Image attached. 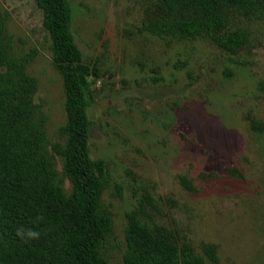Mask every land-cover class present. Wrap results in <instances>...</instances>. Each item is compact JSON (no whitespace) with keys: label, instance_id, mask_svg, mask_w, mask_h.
<instances>
[{"label":"rangeland","instance_id":"1","mask_svg":"<svg viewBox=\"0 0 264 264\" xmlns=\"http://www.w3.org/2000/svg\"><path fill=\"white\" fill-rule=\"evenodd\" d=\"M68 1L75 43L97 73L87 78L88 150L108 177L99 209L107 225L101 257L127 264V234L141 225L174 246L178 264L186 246L206 264H264V15L253 14L258 2L249 11L224 10L221 32L242 35L230 52L204 30L191 37L154 32L150 21L161 0ZM42 18L34 0H0L3 113L15 152L39 169L42 191L65 210L71 185L63 172L64 91ZM26 179L14 184V202L26 195ZM19 227L27 228L22 211L1 204L0 251L9 258L0 264H32L35 244L22 245ZM52 234L37 258L60 250Z\"/></svg>","mask_w":264,"mask_h":264},{"label":"trees","instance_id":"2","mask_svg":"<svg viewBox=\"0 0 264 264\" xmlns=\"http://www.w3.org/2000/svg\"><path fill=\"white\" fill-rule=\"evenodd\" d=\"M42 11V27L50 40L51 60L62 78L64 110L67 123L66 141L63 150V172L71 185L69 206L62 210L59 202L44 194L41 188V174L35 166L22 161L15 152L14 140L7 127L4 99L7 91L0 86V205H13L25 215L27 228L40 232V238L33 242L32 264H107L99 249L107 225L100 216V198L104 190L107 174L100 160L89 155L88 96L90 87L87 78L97 76L96 70L83 62L80 49L72 32L73 8L68 0H34ZM258 2L255 16L264 15V0H161L157 14L150 23L158 34H178L191 37L204 30L206 36L220 48L234 52L241 45L242 35L221 32L224 27L223 12L227 8L253 10ZM241 35V36H240ZM33 153V152H32ZM35 172L34 178L33 172ZM32 173V174H31ZM21 175L27 176L30 185L26 195L17 202L11 198L14 184ZM32 189V191H31ZM38 202L34 204V201ZM44 206H41V205ZM12 206H10V210ZM58 227H55L54 224ZM60 238L57 262L46 255L45 260L37 258L41 246L47 245L49 234ZM52 234V236H54ZM57 238V237H56ZM47 240L46 244H43ZM38 242L40 244L38 245ZM127 264H178L174 246L164 245V237L152 234L141 225H134L127 234ZM29 245L27 247H29ZM3 249V247H2ZM208 250V248L206 249ZM0 261H7L9 254L0 251ZM19 259V257H17ZM21 263L17 260L16 262ZM181 264H206L191 253L188 246L182 251Z\"/></svg>","mask_w":264,"mask_h":264},{"label":"clouds","instance_id":"3","mask_svg":"<svg viewBox=\"0 0 264 264\" xmlns=\"http://www.w3.org/2000/svg\"><path fill=\"white\" fill-rule=\"evenodd\" d=\"M15 234L18 238H20L24 242L38 239L40 236L39 231H36L32 228H24V227L17 228Z\"/></svg>","mask_w":264,"mask_h":264}]
</instances>
